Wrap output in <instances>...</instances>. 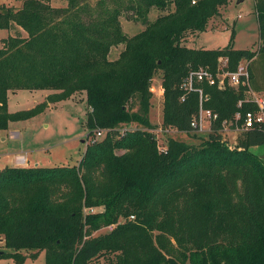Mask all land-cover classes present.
<instances>
[{
	"label": "trees",
	"instance_id": "obj_1",
	"mask_svg": "<svg viewBox=\"0 0 264 264\" xmlns=\"http://www.w3.org/2000/svg\"><path fill=\"white\" fill-rule=\"evenodd\" d=\"M53 1L0 5V28L13 32L0 45V130L82 91L93 107L88 136L101 127L108 131L88 143L77 165L0 169V237L13 250L0 257L20 258V250L31 249L32 257L45 251L46 264L101 258L105 264H264V161L250 149L264 144V124L241 132L234 148L221 133L247 86L199 84L209 94L204 108L219 115L201 147L171 137L160 151L148 119L158 74L165 89L163 126L186 133L195 131L191 123L200 110L199 92L182 88L192 69L215 72L219 59L228 57L234 71L240 60L256 56L250 81L260 74L264 82V0H254L255 51L232 43L221 49L184 44L230 0H67L60 7ZM153 9L161 13L151 20ZM124 11L144 30L127 35ZM18 90L54 92L11 112L9 93ZM255 108L244 102L241 109ZM132 121L149 130L120 131L122 122ZM105 227L113 229L95 235Z\"/></svg>",
	"mask_w": 264,
	"mask_h": 264
},
{
	"label": "rangeland",
	"instance_id": "obj_2",
	"mask_svg": "<svg viewBox=\"0 0 264 264\" xmlns=\"http://www.w3.org/2000/svg\"><path fill=\"white\" fill-rule=\"evenodd\" d=\"M23 0H0V5H17ZM95 0H93L94 2ZM53 5L60 7L66 6L67 0H54ZM161 12L153 9L150 13L151 20L157 18ZM121 21L125 33L134 36L144 30L145 25L136 20L132 12H123ZM233 32L235 34L233 35ZM13 33L7 29L0 28V45L2 38L8 37ZM25 34V32H24ZM259 25L258 16L254 0H230L221 8L220 14L209 20L206 30L199 34H190L184 44L189 48L221 49L232 43L235 49H250L255 51L259 48ZM124 44L115 46L111 56L116 58L123 50ZM256 59H251L250 63ZM244 60H240L242 63ZM239 62V63H240ZM250 66V64H249ZM250 71V70H249ZM256 81L251 80L247 86L245 95L251 97L257 93L264 95V82L260 79V74L256 76ZM257 82V83H256ZM260 85V86H259ZM162 78L158 74L154 77L151 90V108L149 121L154 128L149 130L140 122H122L120 131L127 128L142 129L152 131L158 137L160 149L167 145L169 138H175L201 147L208 140L210 129L209 123L205 122L204 130L192 133L181 132L175 128L163 126L165 115V95L161 93ZM234 89L238 87L227 84ZM226 88V87H225ZM52 90H18L9 93V110L11 112L30 109L46 100ZM16 93V94H15ZM205 96L209 97L206 93ZM93 107L87 102L85 92L79 91L69 99L54 104H49L48 109L40 115L25 121L10 123L7 130H0V169L6 166H44L52 167L59 165H77L85 152L91 138L88 134L87 121L93 114ZM162 128V131H161ZM102 135L97 137L104 138L108 128L101 127ZM95 134V133H94ZM240 133L228 132L224 135L227 145L234 148L239 143ZM251 152L259 156L264 161V144L252 146ZM102 207L95 210H102ZM112 227H105L95 232V235L105 234L112 231ZM156 234V233H155ZM3 238V237H1ZM172 245L176 246L175 240L169 238ZM165 244V241H163ZM0 250L12 252L0 241ZM34 250H20V258L26 255L24 262H20L19 257H0V264H46L45 251H40L36 257H32ZM93 264H105L104 258L96 260Z\"/></svg>",
	"mask_w": 264,
	"mask_h": 264
},
{
	"label": "built area",
	"instance_id": "obj_3",
	"mask_svg": "<svg viewBox=\"0 0 264 264\" xmlns=\"http://www.w3.org/2000/svg\"><path fill=\"white\" fill-rule=\"evenodd\" d=\"M195 3V1H193ZM244 61L238 64L236 70L231 71L229 66V58L221 57L219 59V64L217 71H213L208 66H201L197 69H192L188 76L184 79L182 83V88L186 93L199 92L200 95V110L198 115L192 121L191 125L195 131L204 130L205 122L209 123V129L211 131V123L219 118L218 113L213 112L211 109L204 108L203 102L207 101L209 97L205 96L203 88L201 85L204 82L209 85H215L219 89H224L227 84L235 87L249 86L250 85V71L249 64L251 60L243 59ZM161 93H165L163 85L161 86ZM185 95L182 99H185ZM244 102L253 103L256 108L253 110H248L246 112L242 111V106ZM239 110L235 112L232 119H224L221 122V133L223 136L228 132L241 133L247 131L256 126H262L264 124V95H259L257 93L253 94L251 97H245L244 100H240L238 103ZM162 131V128H161ZM98 136L102 135V130H97L94 139H99ZM156 135V134H155ZM157 137V135H156ZM158 138V137H157ZM159 145V142H158ZM167 146L160 149V151H166Z\"/></svg>",
	"mask_w": 264,
	"mask_h": 264
},
{
	"label": "crops",
	"instance_id": "obj_4",
	"mask_svg": "<svg viewBox=\"0 0 264 264\" xmlns=\"http://www.w3.org/2000/svg\"><path fill=\"white\" fill-rule=\"evenodd\" d=\"M5 38H6V37H5ZM3 39H4V38H2V40H3ZM2 40H1V44H2ZM15 94H16V93H15ZM15 165H16V166H20V165H22V163H19V162H18V163L15 164ZM36 165H39V164H36ZM27 166H30V165L28 164ZM27 166H24V165H23V167H27ZM0 241L4 243V239L1 238V237H0Z\"/></svg>",
	"mask_w": 264,
	"mask_h": 264
},
{
	"label": "water",
	"instance_id": "obj_5",
	"mask_svg": "<svg viewBox=\"0 0 264 264\" xmlns=\"http://www.w3.org/2000/svg\"><path fill=\"white\" fill-rule=\"evenodd\" d=\"M4 253V251L0 250V256Z\"/></svg>",
	"mask_w": 264,
	"mask_h": 264
}]
</instances>
